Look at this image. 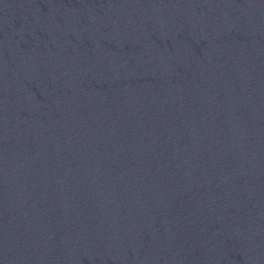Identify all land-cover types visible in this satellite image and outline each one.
<instances>
[{
  "label": "water",
  "instance_id": "95a60500",
  "mask_svg": "<svg viewBox=\"0 0 264 264\" xmlns=\"http://www.w3.org/2000/svg\"><path fill=\"white\" fill-rule=\"evenodd\" d=\"M0 264H264V0H0Z\"/></svg>",
  "mask_w": 264,
  "mask_h": 264
}]
</instances>
